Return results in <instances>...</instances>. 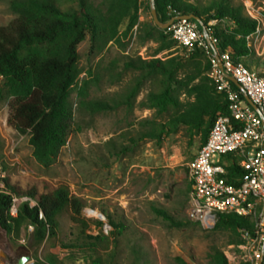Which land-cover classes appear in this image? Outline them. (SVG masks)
<instances>
[{"label":"trees","instance_id":"obj_1","mask_svg":"<svg viewBox=\"0 0 264 264\" xmlns=\"http://www.w3.org/2000/svg\"><path fill=\"white\" fill-rule=\"evenodd\" d=\"M70 1V0H68ZM74 6L62 7L60 0H11L10 10L15 16L0 27V100L9 106L7 125L20 135L29 136V144L36 163L43 169L51 168L58 160L72 133L75 110L70 101L73 88L80 76L78 47L89 36L90 56H99L110 43L127 38L134 31L140 42L157 45L149 59L130 58L127 69L136 72L122 98L109 102L89 99V81L85 79L78 90L77 111L87 114L112 112L125 106L133 109L142 88L151 83L158 89L150 91L140 106L153 112L139 129L124 137L133 145L117 144L109 140L105 146L113 152L126 153L140 141L162 142L167 136L177 134L181 128L199 137V149L206 143L218 116H230L229 101L216 91L209 72L212 63L203 48L196 47L183 56L159 58V54L174 49V41L167 29L155 23H140V0H75ZM162 24L176 16H196L201 24L218 39L219 51H229L235 63L244 64L249 70L261 65L260 58L247 46V36L256 29V21L244 14L242 6H234L229 0H213L198 8L182 0H155ZM212 21L220 26H212ZM126 22L123 32L120 27ZM179 46V45H178ZM186 50V49H185ZM264 76V73H259ZM236 90L239 88L233 84ZM1 148V141H0ZM195 158V157H194ZM227 180L234 182L246 173L241 157L230 154ZM6 190L0 194V227L17 238L23 227H33L31 242L22 255H28L33 264H56L54 257L39 259L30 255L47 236H55L59 227L58 215L65 209L72 214V221L81 217L86 203L71 198L64 187L33 189L20 194L7 181ZM191 190L193 184L190 181ZM15 197H27L36 202H21L17 216L10 215ZM156 215L177 225L166 211L153 208ZM114 226L113 222H111ZM123 228V225L120 224ZM241 230H254L252 219L234 214L217 217L213 232L230 233V245L245 244ZM93 240L92 237H89ZM96 240V239H94ZM213 264H229L217 247H212ZM177 264H192L182 255L175 257ZM90 264H102L94 259ZM264 264V259H263Z\"/></svg>","mask_w":264,"mask_h":264},{"label":"rangeland","instance_id":"obj_2","mask_svg":"<svg viewBox=\"0 0 264 264\" xmlns=\"http://www.w3.org/2000/svg\"><path fill=\"white\" fill-rule=\"evenodd\" d=\"M92 1L94 5L100 2ZM211 1L182 0L198 8ZM229 1L243 9L245 3H252L255 11L264 16V0ZM60 2L63 8L70 5L77 8L75 0ZM10 3L11 0H0V27L15 17ZM139 22H154L150 0H140ZM211 23L216 27L221 24ZM125 27L126 22L120 32ZM90 46L88 36L78 47L80 76L70 97L75 110L72 133L51 168L43 169L36 163L28 135H20L7 125L8 101L0 100V165L7 183L20 194L33 189L64 187L71 198L77 197L86 203L77 222L72 221L69 209L62 211L57 217L59 227L55 236H47L30 250V255L39 259L54 257L56 264H90L94 259L102 264H177L178 255L187 257L192 264H213L212 247H217L229 264H248V256L229 244L233 235L206 230L189 216L192 190L188 165L199 150L197 135L181 128L160 143L140 141L126 153L113 152L105 146L109 140L133 145L124 134L152 119L153 112L141 108L140 103L157 87L146 84L133 109L122 106L95 115L77 111L78 90L85 79L90 85L89 99L111 103L119 100L137 75L127 69L128 60L149 59L157 45L142 44L134 31L127 38L120 36L119 42H110L99 56L89 55ZM187 54L177 45L157 57H186ZM257 57L261 65L252 71L264 73V55ZM15 198L20 202L26 199ZM154 207L166 211L177 225L156 215ZM33 231V227H23L17 238L0 227V264H7L8 257L10 264H14L23 249H28ZM28 264H33V260Z\"/></svg>","mask_w":264,"mask_h":264},{"label":"built area","instance_id":"obj_3","mask_svg":"<svg viewBox=\"0 0 264 264\" xmlns=\"http://www.w3.org/2000/svg\"><path fill=\"white\" fill-rule=\"evenodd\" d=\"M244 14L256 21V29L247 36V46L257 56L264 55V16L255 11L252 3H245ZM212 25V23H210ZM171 38L188 53L203 48L210 57L212 79L216 91L226 95L230 116H218L206 143L188 165L192 182L189 216L204 229L211 230L219 215L234 214L252 219L253 232L241 230L245 244L236 247L248 256V264H259L264 247V76L235 63L229 51L220 52L218 39L212 31L206 41L201 25L193 19L175 21L168 29ZM222 63L220 68L215 55ZM231 77L239 84L233 87ZM260 113L245 99V94ZM241 157L246 173L234 182L227 180L228 162L225 156ZM6 190L5 175L0 165V194ZM30 206H36V202ZM20 200L14 198L10 215L17 216ZM101 219H105L101 215Z\"/></svg>","mask_w":264,"mask_h":264},{"label":"water","instance_id":"obj_4","mask_svg":"<svg viewBox=\"0 0 264 264\" xmlns=\"http://www.w3.org/2000/svg\"><path fill=\"white\" fill-rule=\"evenodd\" d=\"M151 1V12H152V16H153V20H154V23L155 25H157L158 27L162 28V29H168L175 21H179V20H189V19H193V20H196L202 27V30H203V34L205 36V39L206 41L210 44V39H209V36H208V33H207V30L206 28L201 24L200 22V19L196 16H176L174 17L169 23L167 24H162L160 19H159V16H158V13H157V10H156V5H155V0H150ZM216 57V60L220 66V68H222V63L220 61V57L218 54L215 55ZM236 86L239 87V84L236 82V80H234L233 78L231 77H228ZM245 94V99L248 101V103L254 107L259 113V109L257 108L256 105H254V103L249 99V97L246 95V93L244 92ZM262 119L264 120V117L261 115ZM263 259H264V247H263V250H262V259L260 261L259 264H263ZM31 261V257L28 256V255H23L21 256L14 264H28L29 262Z\"/></svg>","mask_w":264,"mask_h":264},{"label":"flooded vegetation","instance_id":"obj_5","mask_svg":"<svg viewBox=\"0 0 264 264\" xmlns=\"http://www.w3.org/2000/svg\"><path fill=\"white\" fill-rule=\"evenodd\" d=\"M10 257H8L7 259H5V261L7 262V264H10Z\"/></svg>","mask_w":264,"mask_h":264}]
</instances>
